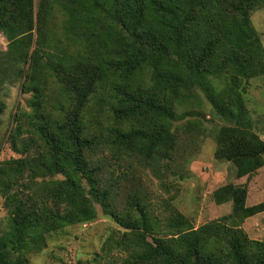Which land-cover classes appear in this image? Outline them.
<instances>
[{
    "label": "trees",
    "instance_id": "1",
    "mask_svg": "<svg viewBox=\"0 0 264 264\" xmlns=\"http://www.w3.org/2000/svg\"><path fill=\"white\" fill-rule=\"evenodd\" d=\"M262 8L264 0H42L36 17L35 0H0V118L7 86L31 94V111L18 107L6 139L19 158L0 162V264H24L50 235L95 222L97 207L121 229L106 245L126 256L121 264H264V241L242 228L264 202L247 206L246 185L215 190L213 202H231L232 213L196 228L175 206L160 217L137 190L123 195L101 159L108 152L130 171V162H174L178 109L202 92L230 124L216 134V158L239 180L262 169L264 140L242 96L264 76L251 20ZM216 79L228 86L218 91Z\"/></svg>",
    "mask_w": 264,
    "mask_h": 264
},
{
    "label": "rangeland",
    "instance_id": "2",
    "mask_svg": "<svg viewBox=\"0 0 264 264\" xmlns=\"http://www.w3.org/2000/svg\"><path fill=\"white\" fill-rule=\"evenodd\" d=\"M42 0H35V13L38 15ZM61 15L56 13L53 29L60 32ZM254 28L264 45V8L257 10L251 17ZM62 32V31H61ZM0 33V55L7 50V41ZM220 91L228 86L226 79L213 81ZM7 109L0 118V141L13 128V117L19 110L30 112L28 100L31 94H22L20 83L7 86L5 91ZM243 102L251 118L253 130L264 140V76L245 83ZM53 99H57L56 96ZM60 99V98H59ZM54 101V100H53ZM64 103L65 100H63ZM212 106L202 92H197L185 107L178 109L179 121L175 122V133L179 140L178 152L174 162H165L154 168H146L137 163H127L117 167L116 160L106 152L102 160L108 158L105 175L109 177L111 167L115 171L114 180L124 193L137 190L143 195L157 215L168 216V205L175 206L188 217L194 227H199L212 220L230 215L232 203L221 206L212 200V193L227 184L246 185L248 189L247 206L251 207L264 202V167L251 178L237 179L233 164L218 160L215 156V137L218 130L230 125L224 119L216 117ZM190 113V114H189ZM185 114H189L183 117ZM58 115V113H56ZM107 125V122H105ZM34 153V152H33ZM19 158L11 150L10 144L4 141L0 162ZM133 174L124 175V173ZM122 174V175H121ZM95 222L77 225L54 233L48 237L47 245L41 249L25 254L24 264H121L126 257L117 250H109L108 240L113 233L121 230L110 219L104 216L100 207ZM242 228L253 240L264 241V213L247 219ZM8 231V212L4 200L0 197V234ZM15 260L17 254L12 255Z\"/></svg>",
    "mask_w": 264,
    "mask_h": 264
},
{
    "label": "built area",
    "instance_id": "3",
    "mask_svg": "<svg viewBox=\"0 0 264 264\" xmlns=\"http://www.w3.org/2000/svg\"><path fill=\"white\" fill-rule=\"evenodd\" d=\"M4 38V37H3ZM3 41H5V38H4V40Z\"/></svg>",
    "mask_w": 264,
    "mask_h": 264
}]
</instances>
